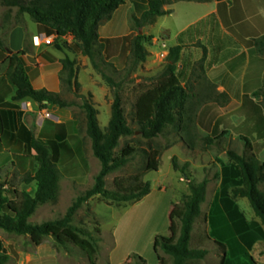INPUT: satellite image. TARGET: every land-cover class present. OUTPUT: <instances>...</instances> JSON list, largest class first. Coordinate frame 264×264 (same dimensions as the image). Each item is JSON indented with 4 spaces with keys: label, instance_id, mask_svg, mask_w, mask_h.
<instances>
[{
    "label": "crops",
    "instance_id": "obj_1",
    "mask_svg": "<svg viewBox=\"0 0 264 264\" xmlns=\"http://www.w3.org/2000/svg\"><path fill=\"white\" fill-rule=\"evenodd\" d=\"M137 5L146 6L140 0H125L112 18L99 28L100 38L105 43L117 44L120 38L131 34V28L123 36L110 32L117 18L130 8L135 12L133 16H139ZM164 9L170 13L143 28L145 35L152 38L149 45L155 49L149 51L151 55L143 65L151 74H161L170 49L182 47L176 76L189 90L187 108L194 124L188 127L187 135L173 130L174 140L162 150L157 169L144 177L145 184L150 186L147 196L125 207L94 204L95 217L87 219L85 225L91 232L111 238L108 264H125L132 255L149 258L154 251L155 238L169 236L173 225L171 215L182 196L189 195V184L195 178L201 182L197 171L208 173L206 169H212L201 215L207 238L222 252L219 264H249L251 258L263 264L255 250L260 241L258 236L264 235V225L247 198L232 196L240 179L235 176L236 165L228 151L242 155L247 140L253 154L264 163V41L259 47L246 44L264 38V0H181ZM22 20L23 23L0 33L6 49L5 54L0 49V136L3 144L0 168L10 166L13 171L21 172V176L34 170L33 176L36 153L29 142L32 137L39 138L49 119L65 125L67 133L64 140L57 142L53 152L54 162L61 169L60 187L62 183L72 187L85 185L92 174L90 150H86L91 146L92 155L93 150L91 139L80 134V124L74 116L78 106L63 108L50 104L41 108L31 99L13 102L15 88L8 77L10 68L3 63L12 53L24 51L33 87L57 93L67 100L61 78L62 60L74 61L76 55L66 48L58 49L54 43L36 45L33 41L36 36L54 40L55 36H48L28 14H24ZM156 27L158 35L154 34ZM62 40L70 43L72 37ZM110 52L107 49L109 57ZM110 60L119 64L122 61L115 57ZM76 68L82 92L93 96L98 120L103 111L111 119L112 103L106 98L107 86L95 76L89 62L85 61L83 66L77 63ZM4 103L14 106L5 108ZM204 138L213 139L214 143L205 144ZM175 158L184 166L182 170L174 169ZM13 181V187L19 192L34 194V183ZM55 253L53 247L46 245L33 251L22 250L19 251V264H32L53 257Z\"/></svg>",
    "mask_w": 264,
    "mask_h": 264
},
{
    "label": "trees",
    "instance_id": "obj_2",
    "mask_svg": "<svg viewBox=\"0 0 264 264\" xmlns=\"http://www.w3.org/2000/svg\"><path fill=\"white\" fill-rule=\"evenodd\" d=\"M146 6L137 5L139 16H134L133 21L140 31L152 23L158 17L170 13L164 7L181 0H140ZM193 1V0H188ZM125 0H0V4L10 8H17L19 15L28 14L40 27L45 30L48 36H55L54 45L58 49L68 48L74 54L90 58L92 65L98 69V61L103 62L104 46L100 39L99 28L103 22L109 21L114 12L123 5ZM73 37L70 43L60 44L63 38ZM151 37L140 34L132 40V55L138 62H145L149 56L145 43L151 41ZM264 41V38L254 42H246L249 46H257ZM0 49L5 54V48L0 40ZM182 47H174L169 51L165 67L157 77L152 88L139 94L134 104V122L139 127L142 136L151 140L163 135L169 127L180 131L181 134H189L188 127L194 124L187 102L190 97L189 90L183 87L176 76L177 66L180 59ZM26 53L20 51L12 53L4 59V65L9 66V80L15 88L13 102L31 99L38 103L41 108L48 105L67 107L68 103L57 93L47 90H36L31 82ZM62 82L64 81V70L69 69V76L66 83H72L75 76V61L66 58L62 62ZM202 67V63L200 64ZM108 84H113L107 79ZM75 85H79L75 82ZM5 108L13 107V103H4ZM87 118V135L92 141V148L95 157L101 162V171L95 178V185L86 194L68 209L62 220L47 221L41 224L32 223L30 218L34 215L40 205L54 203L58 199L59 182L61 172L54 163L51 153L56 149L58 141L66 138L65 125L55 124L46 121L38 139L32 137L29 145L35 151L37 169L35 174H27L23 178L25 184H35L34 194L19 192L3 180L2 169L0 168V229L17 235H27L35 246H40L46 237L54 236L61 240L63 234L71 228L72 218L76 212L91 198L100 195L112 197L118 204L117 207L129 206L141 201L150 193V186L144 184L142 188L134 191H127L122 183H116L117 191L108 192L105 190V177L113 170L124 166L135 153L133 146L125 147L121 153L115 154L121 137L134 134L129 126L124 101L120 94H116L112 105V114L106 130H102L98 120V110L92 104L85 105ZM54 127V130L50 129ZM226 135V134H225ZM206 144L214 143L213 139L204 138ZM246 149L243 156L233 151H228L229 158L236 165L235 176L240 179L239 185L233 190L232 196L247 198L253 207L255 214L264 225V191L260 185L264 183V163L259 161L252 153L250 143L245 140ZM0 151H3L2 139L0 136ZM161 152H153L156 159H160ZM157 163L150 167V171L156 170ZM175 170H182L179 161L173 160ZM191 193L184 200L183 209L178 214L180 219V234L175 243H172L168 236L160 235L155 238L154 251L159 264H164L160 251L173 257V264H188L190 261L202 260L206 257L207 251L191 249L192 232L194 224L201 215V205L205 200L207 181L190 185ZM112 205V204H110ZM174 214L171 215V221ZM84 235H90L80 230ZM136 257L142 264H147L145 259ZM130 257V258H131ZM129 258V259H130ZM6 260V257L4 258ZM128 261L125 263L127 264Z\"/></svg>",
    "mask_w": 264,
    "mask_h": 264
},
{
    "label": "rangeland",
    "instance_id": "obj_3",
    "mask_svg": "<svg viewBox=\"0 0 264 264\" xmlns=\"http://www.w3.org/2000/svg\"><path fill=\"white\" fill-rule=\"evenodd\" d=\"M134 13V10L130 8L129 10H127L124 16L120 18L118 17L113 31L110 32L113 35L123 36L129 31V28H131V34L129 36L120 38L119 43L117 44L114 41V43L109 42L110 45L105 43V41L100 38L101 42L103 43L104 50L103 62L98 61V69H95L93 67L90 58L87 56L75 54L76 58L74 60L76 65L77 63H79L80 66H83V63L85 61L89 62V64L95 71V76L98 75L100 77V80L103 82L102 84H105L109 89V93L107 94L106 98L112 103V105L114 103L116 94L118 93L121 95L124 101L128 124L134 131V134L130 136L121 137L119 145L115 149L116 155L121 153V151L127 146H133L136 151L124 166L111 171L105 177V190L108 192H116L118 190L116 183H122V186L126 188L127 191H137L139 190V188H142L145 184V175L150 172V167L154 166L159 160L151 154H153V152H161L171 141L174 140L175 137L173 134L174 129L172 127H169L166 132L158 138L151 140L145 139L142 136L139 127L134 122V104L137 96L142 92L146 91L147 89L152 88L156 83L157 77L160 75V73L153 75L146 69L143 64L147 60L145 62H138L132 55V40L139 33V30L136 28L133 21ZM22 17L23 15L18 14L17 8H10L0 4V33L6 32V29H9L15 24L23 23ZM33 22H31V24H34ZM106 22H103L101 26L105 25ZM31 24L29 25V28L32 30L33 28ZM155 30L156 31H154V34L158 35L157 27L155 28ZM142 34H145L143 29ZM61 42L62 44H64L66 41L62 40ZM149 44L150 41H147L145 43L146 49L148 50V52H154L155 49L152 48ZM107 49L111 51L110 54L112 53L110 57H115L119 61H121L122 59L120 64L117 60V64L113 63L110 60V57L106 53ZM150 55L151 54L149 52V56ZM75 71L76 74L72 78V83L70 84L66 83V80L69 76V69L64 70V87L66 88L65 95L67 98V100L65 101L68 103V106L63 108L78 106L79 109L74 110V116L77 120V123L79 122L80 124V134L88 136L85 105L92 104L95 107V104L93 102V96L91 94H84L82 92V87L77 79L76 66ZM139 76L143 78L139 79ZM107 79H111L113 81V84H108ZM75 82L79 85H75ZM103 112L99 117V125L104 131L106 130V127L109 124L110 116L106 112ZM47 117L50 118V115L47 114ZM47 120L50 121L49 119H46V121ZM89 150V159L91 163L92 174L87 180V183L85 185L79 186L73 185V187L68 183H62L59 189L57 201L54 203L40 205L38 207L39 209L37 208L38 211L36 210V212L32 216V219L30 220L32 223L41 224L47 221L62 220L66 216L68 209L77 201V199L84 196L88 190L94 187L95 178L101 171V162L95 157L94 153L93 155L91 154V146L86 151ZM53 152L51 153V157L54 161ZM245 152L246 151L244 150L241 156H243ZM57 166L61 172L59 165ZM1 169L3 174V180L7 182L8 185H13V180L16 179L22 181L23 178L27 175L25 174L21 176V172L13 171L10 166ZM36 169L37 164L35 170ZM206 170H209L208 173L205 171H197V174L200 176L198 177V179L201 178V182L207 181L208 185V178L211 176L212 169ZM33 171L34 170L30 171L29 173L32 174ZM10 175H12L11 179ZM201 182H197V178H195L189 185L198 184ZM260 189L264 191V183L260 185ZM188 192L190 195V188ZM186 196L188 195L182 196L181 202L177 206L176 210L173 212V225L168 236L172 243H175L177 241L180 234L181 222L178 218V214L183 209L184 200ZM97 203H105L107 205L112 204L110 206L115 207H117L116 205L118 204L116 201L113 200L112 197H103L97 195L91 198L87 203H84L82 207L76 212L75 216L72 218L71 228L63 234L61 240L55 238L54 236H48L41 244L42 246L46 245L53 247L56 251L55 256L45 257L41 260L33 262L32 264H108L109 251L112 248L111 238L108 236L97 235L91 232L85 225V221L87 219L95 217L93 213V206ZM205 228L206 226L205 221L203 219V215H200V217L194 224L190 247L191 249L206 250L207 255L202 260L190 261L188 264L220 263L222 252L217 246L213 245L209 241L206 236ZM80 230H84L90 235L86 236L80 233ZM258 239H260V241H258L255 254L258 257V260H263L264 264V235L258 236ZM37 247L38 246H35L31 242L30 237H28L27 235H17L14 233H8L0 229V264H19V251H33L37 249ZM160 254L162 258H164V264H173V257L171 255L163 252L162 250L160 251ZM5 257L6 260L4 259ZM144 259L147 264L159 263L157 255L154 253L153 250L151 251L149 258ZM127 264L142 263L136 257H131L128 260ZM249 264L259 263L254 261L253 258H251Z\"/></svg>",
    "mask_w": 264,
    "mask_h": 264
},
{
    "label": "built area",
    "instance_id": "obj_4",
    "mask_svg": "<svg viewBox=\"0 0 264 264\" xmlns=\"http://www.w3.org/2000/svg\"><path fill=\"white\" fill-rule=\"evenodd\" d=\"M33 41L36 45H40L42 42H44L47 45H50L54 42V38L46 37V36H36L33 38ZM72 41H73V37H72Z\"/></svg>",
    "mask_w": 264,
    "mask_h": 264
},
{
    "label": "water",
    "instance_id": "obj_5",
    "mask_svg": "<svg viewBox=\"0 0 264 264\" xmlns=\"http://www.w3.org/2000/svg\"><path fill=\"white\" fill-rule=\"evenodd\" d=\"M140 34H142V32H140Z\"/></svg>",
    "mask_w": 264,
    "mask_h": 264
}]
</instances>
